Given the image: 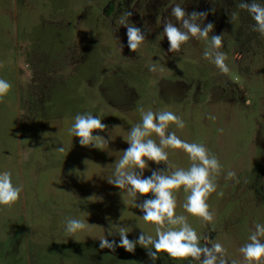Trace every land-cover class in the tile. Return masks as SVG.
Segmentation results:
<instances>
[{"label":"rangeland","instance_id":"obj_1","mask_svg":"<svg viewBox=\"0 0 264 264\" xmlns=\"http://www.w3.org/2000/svg\"><path fill=\"white\" fill-rule=\"evenodd\" d=\"M238 3L0 0V78L12 86L0 96V172L21 186L17 201L0 205V264H153L139 245L131 253L115 244L99 247L103 237L118 243L113 225L130 229L133 241L140 232L156 235V225L140 219L135 206L151 193L133 202L107 182L140 108L179 115L185 127L170 124L169 130L216 156L222 167L207 199L213 220L184 210L183 186L174 190L175 213L185 215L198 235L220 242L227 264H245L239 247L255 223H264V36L253 31L254 21ZM175 4L186 13H207L209 35L222 34L228 73L204 57L206 40L191 38L168 50L162 27L165 20L176 22ZM125 11L145 33L136 50L127 48L118 23ZM85 112L106 125L93 135L108 140L107 148L82 146L69 134L74 116ZM149 138L159 143L155 133ZM165 150L168 160L147 161L142 176L192 163L182 149ZM229 170L234 178H226ZM72 217L91 226L69 236L64 221ZM158 256L155 264H198Z\"/></svg>","mask_w":264,"mask_h":264},{"label":"clouds","instance_id":"obj_2","mask_svg":"<svg viewBox=\"0 0 264 264\" xmlns=\"http://www.w3.org/2000/svg\"><path fill=\"white\" fill-rule=\"evenodd\" d=\"M238 7L247 11L254 21L252 29L264 36V0H239ZM171 15L175 23L165 20L162 27V35L166 37L168 50H178L182 44L191 38L206 40L208 48L203 52L204 57L211 58L212 63L222 73H228L229 67L225 63L226 54L220 51L222 34L209 35L213 31L211 22L204 23L207 13H186L180 4L171 8ZM132 13H122L118 23L125 28L126 46L129 50H136L145 40V33L141 27H137L129 20ZM122 48L123 45H120ZM8 80L0 78V96L8 94L11 89ZM140 121L129 128L127 132L128 147L113 164L112 174L107 178L110 185L117 189H123L133 202L137 194L151 197L145 199L142 204H135L140 208L143 221L153 222L156 225L155 238L142 232L133 240L127 238L131 231L123 226L117 228L119 241L114 242L105 239L99 240L100 248L113 249L114 244L122 247L126 252H133L136 245L147 250L153 264L159 259V253H165L170 258H191L198 264H227L225 248L220 242L209 240L207 236H200L187 222V217L176 214V199L174 190L181 189L188 193L182 207L192 216L199 217L203 221H212L213 214L209 211L208 196L216 191L213 174L218 175L221 164L215 155L201 143L188 142L178 137L169 130V125H175L177 129L185 127L184 120L177 114L168 110L152 111L151 109H139ZM106 125L101 118L85 112L77 113L73 123L68 129L72 137L78 138L82 146L97 148V144L107 148L108 140L99 135H93L94 131H104ZM155 133L159 137V143L150 137ZM165 147L182 149L192 163L187 169L177 168L167 173L166 171L153 170L150 176H142L147 168V161L162 163L168 160V152ZM58 151H63L60 147ZM139 170V171H137ZM235 172H226V178H234ZM21 193V186L14 185L8 171L0 172V205H10L17 201ZM89 225L86 220L78 218H66L64 231L72 236L78 231H83ZM264 223H255L250 230L247 242L239 247V252L245 264H262L264 261ZM204 241L202 243L201 241ZM232 264H237L235 260Z\"/></svg>","mask_w":264,"mask_h":264}]
</instances>
